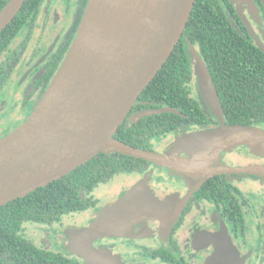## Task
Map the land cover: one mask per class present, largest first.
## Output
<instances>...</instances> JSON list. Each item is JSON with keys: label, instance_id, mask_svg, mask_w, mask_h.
Here are the masks:
<instances>
[{"label": "water", "instance_id": "1", "mask_svg": "<svg viewBox=\"0 0 264 264\" xmlns=\"http://www.w3.org/2000/svg\"><path fill=\"white\" fill-rule=\"evenodd\" d=\"M194 2L87 0L72 44L45 93L25 121L0 140V206L47 186L98 153L118 152L190 175H264V165L209 167L220 152L243 144L257 147L264 157V129L225 124L210 76L194 49L197 90L219 124L178 136L165 152L135 148L112 137L181 38ZM23 3L7 1L0 11V33ZM251 35L264 51V44ZM162 112L176 111L141 110L129 119L136 122ZM211 143L215 145L205 161L178 155ZM140 194L134 187L103 209L97 221H106V226L90 229L88 237L115 234L116 215L126 214ZM78 234L85 235L83 230Z\"/></svg>", "mask_w": 264, "mask_h": 264}, {"label": "flooded vegetation", "instance_id": "2", "mask_svg": "<svg viewBox=\"0 0 264 264\" xmlns=\"http://www.w3.org/2000/svg\"><path fill=\"white\" fill-rule=\"evenodd\" d=\"M57 2L61 4L63 0H46L36 18L38 34L35 36L34 29L24 51L14 52L26 41L27 29H23L1 54L0 104L4 110L0 112V139L24 122L38 104L37 82L42 69L72 25L74 9L64 0L67 22L64 25L61 20L62 31L59 29L52 43H46L48 26L59 23L57 14L52 12ZM228 2L237 14V17L229 16L232 24L238 29L244 26L250 35L254 32L264 44V0ZM228 2L218 0L226 13ZM20 71H23L17 85L22 87L20 98L7 102V88ZM203 105L205 112L211 114ZM213 117L210 124L174 133L170 139H165L169 140L166 144L172 145L184 133L217 126L219 121ZM214 145L178 155L205 161ZM167 149L165 145L158 151ZM258 151L254 146L238 145L220 152L209 167L264 165V157L258 155ZM116 176L121 178V184L108 187L103 183L106 191L102 202L93 190L89 197L94 201L91 207L61 215L51 222L25 224L22 233L39 248L71 264H264V175L234 172L190 175L149 164ZM215 177L217 179L211 180ZM143 180L144 184H138ZM134 187H139L141 194L131 209H126V214L116 215V233L89 238L90 229L106 226V221H97L101 211ZM29 226L36 228L40 239L44 229L49 228L50 246H42L38 238L30 234L31 229L27 230ZM79 230L85 235L78 234Z\"/></svg>", "mask_w": 264, "mask_h": 264}, {"label": "trees", "instance_id": "3", "mask_svg": "<svg viewBox=\"0 0 264 264\" xmlns=\"http://www.w3.org/2000/svg\"><path fill=\"white\" fill-rule=\"evenodd\" d=\"M7 1L0 0V11ZM66 1L74 9L72 25L42 69L37 82L38 100L62 64L87 3V0ZM45 5L46 0H24L19 12L0 33V55L23 29H27V42L23 41L14 52L25 50L36 27L37 14ZM226 6L228 13L218 0H195L181 38L140 93L113 139L135 148L158 151L156 144L170 139L174 133L212 122L214 117L205 112L196 88L191 49L198 53L207 69L225 124L264 129V51L244 26L238 29L232 24L229 16L237 14L229 2ZM163 107L176 112L146 115L136 122L129 119L141 110ZM149 164L156 165L118 152L98 153L47 186L0 206V264H71L36 246L22 233L24 225L51 222L61 215L91 207L94 201L89 199L90 192L97 186L119 172H131Z\"/></svg>", "mask_w": 264, "mask_h": 264}, {"label": "rangeland", "instance_id": "4", "mask_svg": "<svg viewBox=\"0 0 264 264\" xmlns=\"http://www.w3.org/2000/svg\"><path fill=\"white\" fill-rule=\"evenodd\" d=\"M59 2V1H58ZM56 3L55 4V6H54V8H53V11L52 12H55L56 14H57V17H58V21H59V23H58V25L57 26H54V25H49L48 26V29L46 30V32H45V40H46V43L47 44H49V43H52V41H54V38H55V36H56V34H59L60 32H59V29H61V31H62V29H63V27H64V25L66 24V22H67V16L63 13V9H64V0H63V3H61V4H59V3ZM62 20V22L64 21V25H63V23L62 22H60ZM55 22H53L52 24H54ZM38 28L37 29H35V36H37V34H38ZM20 39V38H19ZM18 39V40H19ZM34 39H35V37H34ZM34 39H33V41H34ZM32 41V42H33ZM9 50V49H8ZM8 51H6L5 53H7ZM4 53V54H5ZM3 59V57H2V55L0 56V60H2ZM25 69V68H24ZM22 72L23 71H20L18 74H17V76H16V80L7 88V91H6V100H7V102H14L15 100H18L19 98H20V92H21V88L22 87H19L18 88V80H19V78H20V76L22 75ZM18 85V86H17ZM18 88V89H17ZM3 106H1V104H0V112H1V108H2ZM4 110V109H3ZM2 110V111H3ZM4 119V118H3ZM1 120V119H0ZM169 141V140H168ZM167 140H162L161 142H159L158 144H156V146H157V148H160V147H163V146H165L166 145V148H168L169 149V147L171 146L170 144L171 143H168V144H166L167 142H168ZM167 149V150H168ZM167 150H165V151H167ZM263 157V156H262ZM233 159H234V161H236L237 162V160L233 157ZM241 162H243L244 164L246 163V162H244V161H241ZM246 165V164H245ZM105 184H108L107 186L108 187H114V184H121V178L120 177H118V176H116V177H114L110 182H108V183H105ZM105 186L106 185H104V184H102V185H99V186H97L95 189H94V194H95V196H97V197H99V198H101V202L104 200V190H105ZM106 191V190H105ZM73 220V219H72ZM71 220V221H72ZM68 221L70 222V219H68ZM30 229H31V232H30V234L34 237V238H38V240H39V242L41 243V245L42 246H45V247H49L50 245H49V237H50V234H51V230L49 229V228H45L44 229V231L42 232L43 234H42V236H41V239H40V236H38V233L39 232H37L36 231V228L35 227H33V226H29L28 228H27V230L28 231H30Z\"/></svg>", "mask_w": 264, "mask_h": 264}]
</instances>
